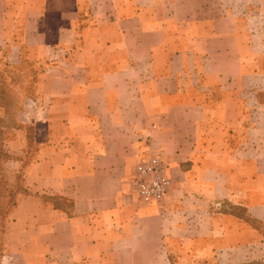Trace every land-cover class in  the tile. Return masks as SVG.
Returning a JSON list of instances; mask_svg holds the SVG:
<instances>
[{"label": "crops", "instance_id": "obj_1", "mask_svg": "<svg viewBox=\"0 0 264 264\" xmlns=\"http://www.w3.org/2000/svg\"><path fill=\"white\" fill-rule=\"evenodd\" d=\"M2 65L35 81L21 123L41 148L0 264H243L264 246V0H0ZM149 156L160 206L130 191Z\"/></svg>", "mask_w": 264, "mask_h": 264}, {"label": "rangeland", "instance_id": "obj_2", "mask_svg": "<svg viewBox=\"0 0 264 264\" xmlns=\"http://www.w3.org/2000/svg\"><path fill=\"white\" fill-rule=\"evenodd\" d=\"M25 69L26 67H21L19 70L21 72L17 73L18 70L14 72L15 69L13 68L3 65L0 67V137L3 150L9 156L8 160L4 163H0V166L10 184H14L16 180H18L17 178L20 177V174L24 177V169L28 165L26 161L29 158L31 163L36 161L37 153L41 148V143L37 139L40 136V129L37 130V127H34L30 123H21L24 99H33V97H35L33 91L35 81L27 78V83L25 85L26 80L24 76L20 77L19 75ZM12 142H16V146H18L16 149H12L10 146ZM21 146L23 155H16L15 152H17V148H21ZM22 186L24 185L22 184ZM57 202L60 203L61 201ZM62 205L69 213L70 204L65 202ZM241 213L242 211L237 210V215H242ZM7 216L5 217L4 225H6ZM257 227L262 230L264 235V229L259 225H257ZM4 234L5 231L0 235V246L4 243ZM256 262L264 263V246L258 247L257 250L251 254V262L248 261L243 264Z\"/></svg>", "mask_w": 264, "mask_h": 264}, {"label": "built area", "instance_id": "obj_3", "mask_svg": "<svg viewBox=\"0 0 264 264\" xmlns=\"http://www.w3.org/2000/svg\"><path fill=\"white\" fill-rule=\"evenodd\" d=\"M168 167L157 156L140 160L131 176L130 191L138 203L145 206H160L170 189Z\"/></svg>", "mask_w": 264, "mask_h": 264}, {"label": "trees", "instance_id": "obj_4", "mask_svg": "<svg viewBox=\"0 0 264 264\" xmlns=\"http://www.w3.org/2000/svg\"><path fill=\"white\" fill-rule=\"evenodd\" d=\"M1 134V131H0ZM1 136V135H0ZM9 156L3 150L1 145V137H0V163H4L8 160ZM31 163L30 158L26 161V164ZM19 176V175H17ZM14 184H10L3 173V170L0 166V235L5 231L4 220L7 214L13 210L16 206V199L18 195H29V193L23 188V176L20 174V177L17 178ZM45 202H49L53 205L54 209L67 211L65 207H63V203L68 202L70 204L69 208H72V202L70 200L61 198V197H41ZM57 201H61L58 203ZM247 264H264L263 262L256 263H247Z\"/></svg>", "mask_w": 264, "mask_h": 264}]
</instances>
